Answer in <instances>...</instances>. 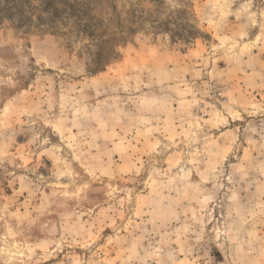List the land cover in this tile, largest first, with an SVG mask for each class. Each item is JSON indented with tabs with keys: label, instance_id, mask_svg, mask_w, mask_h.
Segmentation results:
<instances>
[{
	"label": "rangeland",
	"instance_id": "1",
	"mask_svg": "<svg viewBox=\"0 0 264 264\" xmlns=\"http://www.w3.org/2000/svg\"><path fill=\"white\" fill-rule=\"evenodd\" d=\"M0 264H264V0H0Z\"/></svg>",
	"mask_w": 264,
	"mask_h": 264
}]
</instances>
